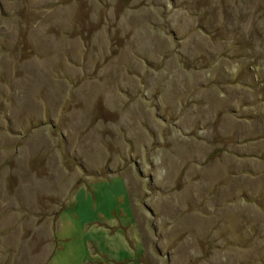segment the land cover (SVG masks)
Returning <instances> with one entry per match:
<instances>
[{
  "label": "rangeland",
  "instance_id": "obj_1",
  "mask_svg": "<svg viewBox=\"0 0 264 264\" xmlns=\"http://www.w3.org/2000/svg\"><path fill=\"white\" fill-rule=\"evenodd\" d=\"M0 264H264V0H0Z\"/></svg>",
  "mask_w": 264,
  "mask_h": 264
}]
</instances>
